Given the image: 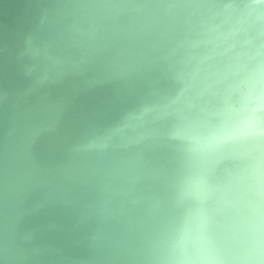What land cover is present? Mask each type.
Here are the masks:
<instances>
[{
	"label": "clouds",
	"instance_id": "obj_1",
	"mask_svg": "<svg viewBox=\"0 0 264 264\" xmlns=\"http://www.w3.org/2000/svg\"><path fill=\"white\" fill-rule=\"evenodd\" d=\"M0 264H264V0H0Z\"/></svg>",
	"mask_w": 264,
	"mask_h": 264
}]
</instances>
